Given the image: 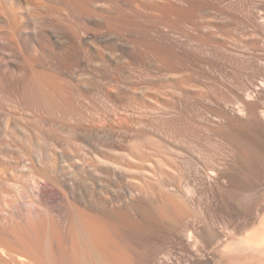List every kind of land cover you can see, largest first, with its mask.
Instances as JSON below:
<instances>
[{
  "label": "rangeland",
  "instance_id": "obj_1",
  "mask_svg": "<svg viewBox=\"0 0 264 264\" xmlns=\"http://www.w3.org/2000/svg\"><path fill=\"white\" fill-rule=\"evenodd\" d=\"M135 1L134 3H137L134 4L136 12L134 11V17L132 16L134 23L132 25V29L134 28L132 32L133 54L129 61H126L122 54H118V60L115 62L116 70H118V81L114 90L117 89L118 93L112 91L111 98L114 102L116 100L115 107L118 108L110 109L103 102L105 98L101 95L87 94L82 97L68 95V106H71L68 107L69 118L75 120L77 116L75 113H81V111L86 124H89L92 117L102 119L105 117L98 124L100 130L98 129L97 133L101 137L98 134L96 137L101 148H104L100 151L103 160L101 180L104 184L102 183L101 191H103L99 208L102 209V216L105 220L111 221L113 216L111 223L115 222L113 224L115 231L112 229L108 231L110 234L112 233L113 240H116V243L113 242V246L120 251L127 249L125 251L129 252L133 259L128 257L129 253L124 252V250L121 251L127 259L124 264H209L211 256H213L211 255L213 249L216 248H214L216 240L219 238L222 240L224 236L241 234L252 219L250 208L255 210L264 205V128L256 124V119L249 112L240 110L243 108L240 97L243 96L246 89L251 93L249 102L264 108V0H207L208 2L205 0V3L199 0L202 5L197 4L198 6H196L194 4L195 6L192 7L199 10L198 12L196 9L195 13L190 7L193 3H200L196 0H191L192 3L190 0H158V2H156L157 0H140L141 3L143 1L142 7L138 4L140 3L138 0ZM169 6L176 7L178 10L181 6L183 10L179 11H183L182 14L174 9L177 11L175 12ZM188 10L190 15L186 13ZM171 11L173 14L170 13ZM191 15H195V18ZM195 19L196 23L193 24ZM207 22L208 24L213 22L214 28L211 27L214 25L213 23L209 27ZM2 51L10 55L19 54V56L22 53L19 62L22 59L23 64H26L25 58L27 56L26 59L31 60L27 50L23 47L5 48ZM30 60L28 61L30 62ZM125 66H128L129 71L125 70ZM84 71H88V69ZM84 71L78 70V73L81 74ZM126 82L132 85L130 84V86ZM68 87L72 88L69 83ZM89 98L93 100H89ZM7 99L0 102L1 112H4L3 110L13 112V106L18 109L20 105L22 106V109L19 108L20 110L32 111L33 109L31 102L20 103L14 97V93ZM120 100H124L123 103ZM94 101L100 106L94 104ZM15 103L16 105H13ZM108 117H110L111 122L107 121ZM29 118L32 121L33 117ZM73 119L69 121L70 124H73ZM78 144L82 150L89 152L90 141L86 142L85 140ZM167 160L168 165H166ZM168 167H171V171ZM109 171L114 174L108 175ZM215 171L225 172L224 176L218 180ZM149 172L151 173L150 176H148ZM17 173L14 175L9 172V175H5L10 178V181L12 179L17 183L15 186L0 182V191H2L0 192L2 194V197L0 196V219L4 216V219L0 221V243L5 240V243L10 242L12 245L16 242L15 236L13 238L12 234L19 236L24 233V237L30 238L32 236L30 239L34 241L35 238V243L38 244L39 240L37 239L41 234L38 230L39 227L43 228L41 230L46 228L49 233L46 230L45 232L48 235L51 233L50 227L56 221L64 231L66 223L72 220V215L76 212H72L75 207L73 206L74 203H71L70 193L66 192L65 195L63 191H58V189L50 186L51 189L48 188L50 190L36 191L39 194L38 200L41 202L28 205L24 202L29 198L23 195L28 192L24 189L23 175H17ZM182 174L187 176L188 183L194 189L193 197L188 198L180 190H176L177 192L173 191L175 193L168 192V199L166 194L163 195L167 199L164 201V197L161 196L163 185H176L178 183L177 178ZM13 175L15 178L12 177ZM151 175L155 179L151 178ZM155 175H158L156 176L159 177L158 180L163 182L154 181L156 180ZM85 182H88V189L86 188L88 197L83 196L86 198L83 199L81 208L87 211L92 197L89 196L91 193L89 180ZM220 183L223 187L220 186ZM160 184L163 185L160 187ZM156 192H160V195ZM3 193L6 195L4 196ZM103 193L109 201L105 197L103 198ZM14 194L17 196L14 197ZM3 196L5 199L7 198L5 201ZM18 196L19 198H17ZM66 196H69V201ZM252 198L256 200L258 205L251 200ZM169 199H171L170 202L172 201L170 203L173 205L172 207L167 205ZM23 202L26 203V207L22 206L24 205ZM132 202L138 203L137 207L139 204V207L150 205L151 210H154V215L156 214L155 211H159L158 213L162 216L164 215L163 219H161L160 214L155 215L161 217L158 218L160 226L156 222V217L155 220L151 219L148 222ZM250 202L251 205L249 206ZM183 205V210L182 208L181 210L183 213H189L188 216H185L186 213L183 214L179 208ZM167 206L172 209L167 211ZM173 207L175 212L178 211L177 209L181 212L177 222ZM27 208L30 209L27 211ZM164 208L165 211H163ZM110 209H116L118 213L111 215L113 212H111L112 210L109 211ZM168 212L170 213L167 214ZM28 215L31 217L29 218ZM116 215L119 217H117L118 219L115 218ZM127 215L134 222L136 221L135 227H132V221L126 220ZM182 216L184 217L182 218ZM180 217L183 220L187 217V219L185 218L186 222L180 220ZM114 219L118 221H114ZM27 222L32 225L34 223L37 225L36 228L38 225L39 227L35 229V225L31 226ZM165 223L166 225H164ZM184 223L186 224L183 225ZM206 225L207 228H205ZM19 226L25 228L24 231ZM233 226L236 228L234 229ZM238 226L240 229L237 230ZM12 228L13 231H11ZM66 231L65 229V241L71 245V237L74 236V231ZM208 231L213 233L210 234ZM9 232L13 233L10 234ZM113 234L116 236L115 238ZM204 234L207 236L205 235V237ZM208 236L210 237L207 238ZM9 237L12 238V242L9 241ZM66 238L68 239L66 240ZM118 242H120L119 245ZM208 242L209 246H207ZM14 245L20 246L18 242ZM47 246L45 242L41 245L45 250L48 248ZM119 246L121 248H118ZM205 246L208 249H205ZM209 247L211 248L209 249ZM2 262L0 264H6V262Z\"/></svg>",
  "mask_w": 264,
  "mask_h": 264
},
{
  "label": "bare ground",
  "instance_id": "obj_2",
  "mask_svg": "<svg viewBox=\"0 0 264 264\" xmlns=\"http://www.w3.org/2000/svg\"><path fill=\"white\" fill-rule=\"evenodd\" d=\"M134 1L135 0H0V102L5 101L7 98H9V96H13L14 93V97H16V100H18L20 103L29 101L28 103L31 102L33 106L32 111L30 110L28 111V109L20 110L22 109L21 105L19 107L20 109L18 108L19 109L18 110L15 109V107L13 106L16 105L15 103L12 105L14 109L13 112L11 110L10 112L9 111L5 112V110H3L4 112L0 111V182H2L3 184L15 186L17 183L12 181V179L10 181L9 180L10 178H7L5 175L8 174L9 172H12L15 175L18 172L19 174L17 173V175H23L24 189L28 191L27 194L26 192L25 194H23L25 195V197L29 198L28 200H24V202H26L28 205L37 203L39 201L38 200L39 194H37L36 191H40V190L42 191L43 189H48V188L51 189V187H53L58 189V191L59 190L63 191L65 195L66 192H69L72 197L71 203L72 204L74 203L73 206L75 207L73 208L72 206V208L76 209L73 210L71 208L73 213L75 211L76 212L74 214L72 213L73 218L70 217L72 220L71 221L69 220L70 222L66 223L67 225H65L64 223L66 220L65 218H63L65 219L64 222L62 221L66 227L65 228L67 230L66 232L68 231L71 232L72 230L74 231V236H72L73 238L71 237L72 242L70 241L72 243L71 245L67 244V242L65 241V237H64L65 229L63 231L61 229V225H59L57 221L56 223H53L52 226L50 227L51 233L48 235H46L47 234L46 232H48L47 229L45 228L46 230L45 232V230H41L43 228H40L38 225L39 227L38 230L39 232H41V234H39V239L36 238L37 240H39L38 244L35 243L34 237H33L34 241L30 239L32 236L30 238L29 237L26 238L24 237V233H22L23 235L21 234L22 236L21 235L18 236L17 234L16 236L13 235L14 234L13 232H9L10 234L13 233L12 237L14 238L15 236L14 239L16 240V242L19 243L20 246L16 247V245H14L16 244V242L14 244L12 243V245H10L11 244L10 242H7L8 243L7 244L5 243V240H3L4 242L0 243V259L6 262V264L7 263L8 264L9 263L11 264H124L127 262V259L125 258V256H123L124 253H122L123 250L124 252H127L125 251L127 249H122L121 252L116 247H114L113 242H115L116 240L115 239L113 240L112 238L113 236L111 235L112 233L110 234L108 232L111 229L112 231H115L113 230L115 229V227L113 228L114 226L113 224L115 223L114 221L116 219H114L113 221L114 223H111L113 220V216L111 221L105 220L102 216L103 215L102 209L99 208L100 206L99 202L102 198V191H103V190L101 191L102 183H103L101 180V176L103 172L101 170V164L103 160L100 155V151L103 150L104 148L103 149L101 148L100 143L97 141L96 137L100 136L97 133L100 130L99 129L100 127L98 128V126L100 125L98 124L100 121L104 120L105 117L104 119L99 117H92L89 124H86L84 123L85 118L82 117L83 114L82 111H81L82 114L74 112L77 116L75 120L72 118L74 122L73 124H70L71 122L69 121L72 119L69 118V114H68L69 113L68 107L70 106V105L68 106V99H69L68 95L81 96V97L87 94L93 96L101 95L105 98L103 99V102L107 104L110 107V109L118 108L115 107L116 100L114 102V100L111 98L112 96L111 92L117 90V89L114 90L116 87V83L118 81V76H117L118 70H116L117 67H115V62L118 60V54H122V57H124L126 61L127 60L129 61L130 60L129 58L132 57L133 54L134 46L132 45L133 43L132 32L134 31L133 30L134 28L132 29L133 27L132 25L134 23L132 16H133V12L134 11L136 12L135 9L136 7L134 6V4H137L134 3ZM138 1L140 2L138 4L141 5L143 4L144 0L142 1V3L140 0ZM202 1L203 3H205V0ZM156 2H158V0ZM190 3H192L191 0ZM201 3L202 2L192 4L190 8L193 10V13H195L194 11L197 9L195 7H194L195 9L192 8L193 5L194 4L196 6H198L199 4L202 5ZM156 5L155 7H157ZM169 7H171V9L173 10L176 9V7L175 8L174 7L172 8V6ZM169 7L168 9H170ZM162 8L160 9L163 10ZM184 9L185 11L187 10L186 6ZM191 9H189L190 12H192ZM199 9L201 8L199 7ZM260 9L263 10L262 8ZM176 10L180 12L179 10H183V9H181L180 6L179 10L178 9ZM176 10L174 11L177 12ZM189 10L188 12H186L188 15H190ZM185 11H184V18L186 16ZM196 11L199 12L198 9ZM182 12L183 11H181L180 13L182 14ZM170 13H172V11ZM194 16L191 15V17L195 18ZM261 19H262V15H261ZM208 20H210L209 17ZM219 22H221L220 19ZM258 22H259V18H258ZM194 23H196V19L195 22L193 21V24ZM211 23L213 22H210L209 24L207 22V25L210 27ZM119 25H121L120 29H122V31H120ZM214 26L215 24L212 25L211 27L214 28ZM218 36H220V34ZM11 47L12 48L23 47L24 49H26L27 50L26 52L30 55L31 60L26 59L28 57L27 55H26L27 57L24 58L27 61L30 60V62L28 61L29 62L28 63L26 61V64H23L21 62L22 59H20L21 63L19 62V58H21L20 56L22 55V53L19 56V54L10 55L9 53L2 51V49L11 48ZM85 69H88V71H84ZM78 70H82L84 72L79 74ZM125 70L129 71L128 66H125ZM68 83L72 88L68 87ZM128 84L130 85L131 83ZM116 93L118 92L116 91ZM88 97L90 96L88 95ZM249 97H251V93L248 91V89H246L243 96L240 97V100L243 103V108H240V110H246L247 112H249L251 116H253L256 119V124L264 128V108L262 106L251 104L249 102ZM91 98H89V100ZM120 101L123 103L124 100L123 101L120 100ZM95 103L96 102L94 101V104ZM96 105H99V103L98 104L96 103ZM38 110H40L41 112H39ZM29 117H33L32 121L31 118ZM109 118L110 117L107 118L108 119L107 121H110ZM101 123L104 124L103 122ZM85 140L86 142L90 141L89 152H85L78 146L79 142L82 143ZM82 146L84 147V145ZM166 162H167L166 165H168V160ZM163 164L165 165V163ZM168 169L171 171V167L170 168L168 167ZM215 172H216V178L218 180L221 179L225 173L221 171H215ZM107 174L113 175L114 173L109 171V173ZM150 174L151 173L149 172L148 176H150ZM14 175L12 177H14ZM151 176H152L151 178H153V175ZM156 176L158 175H155L154 177ZM186 177L187 176H185L184 174L180 175V177L177 178L178 183L176 185L162 184L163 185L162 191L160 190L162 194L161 196L166 194L165 196L167 198V196L169 195L168 192L170 193L176 190H180V192H182L186 197L188 198L193 197L194 189L188 183L187 181L188 179ZM158 178L156 177V180L154 181L157 182ZM87 180H89V184L91 185V189H90L91 193L89 196L92 197L91 203L89 205L87 204L89 209V211L87 209L88 212L85 211L86 209L81 208L83 199L88 197L87 196L88 192L86 190L88 182H85ZM158 182L162 183L163 181L161 182V180L160 181L158 180ZM162 185L160 184V187ZM221 185L222 184L220 183V186ZM20 191L22 192V190ZM156 193L159 194L160 192H156ZM16 194H14V197L17 196ZM103 194H104L103 195L104 198L106 195L105 193ZM1 195L2 194L0 193V196ZM85 195L86 197L83 198V196ZM161 196H159V198H162ZM165 196H163L164 199L162 198L164 201L168 199V198L165 199ZM227 196L228 195L226 194V197ZM68 197L67 199L69 201ZM17 198H19V196ZM3 199L5 201L7 198L5 199L4 197ZM12 199L14 200V198ZM105 199L107 198L105 197ZM171 199H169V202L167 201L169 204L166 202L168 206L171 205L170 203H172V201L170 202ZM251 200H253V202H256V200L253 198ZM132 203L135 206V208L138 209L141 212V214H143V217L147 219L148 222L149 220L154 219L156 217L155 215L160 214L158 213L159 211L157 212L155 211L156 214L154 215V210H151L150 205H148L149 207L147 205H141V207H139L140 206L139 204V206L137 207L138 203L136 202H132ZM25 204L22 206L26 207ZM184 205L179 206L180 210L182 207H184ZM250 205L251 202L249 206ZM168 206L166 208L167 211L168 209H172V208H168ZM172 206L173 205H171V207ZM29 209L27 208L26 210L28 211ZM166 209L164 208L163 211H165ZM111 210L112 209H110L109 211ZM113 210L111 211L113 212L111 213V215L112 214L114 215V213H118L116 209L114 210L116 212H114ZM177 210L178 211L175 212L173 207V211L175 212V216L174 215L173 216L175 217L176 222L179 219L178 217L181 216L180 213L181 212L183 213L182 211L183 208L181 212H179V209ZM250 211L252 212L251 215L252 219L248 224V226H246L245 230L244 229H243L244 231L242 230L243 232H241V234L231 235L229 237L228 236L225 237L223 235L224 238L221 237L222 240H220V238L218 240L214 238L216 240L215 242L216 246H214V248L215 247L216 248L215 249L212 248L214 250L212 252L213 254L209 252L211 255H213L211 256L212 258L209 264H264V205H262L261 208L258 209L256 208L255 210L250 208ZM170 212H168L167 214H169ZM185 213L186 212H184L183 214ZM188 214L186 213L185 216H188ZM106 215H108V213H106ZM163 216L161 215L162 218L158 216L155 218L157 219L156 221L157 224H159L158 218L163 219L164 218ZM117 217L118 216L116 215L115 218ZM183 217L184 216H182V218ZM185 218L187 219V217ZM185 218L183 220L180 217V220L185 221L186 220ZM1 219L3 220L4 216ZM126 220L128 222L132 221L131 222V224L133 225L132 227H135L134 225H137L136 221L134 222V220L129 215H127ZM10 222L12 221L10 220ZM34 223L33 225H35ZM27 224L30 223L27 222ZM175 224L174 226L177 227ZM185 224L186 223H184L183 225ZM30 225L33 226L32 224ZM164 225H166V223ZM237 225L235 226L237 227ZM36 226L37 225H35V229L38 228V227L36 228ZM235 226H233L234 229L236 228ZM218 227L220 228V226ZM240 227L237 228V230L240 229ZM205 228H207V225ZM21 229H23V227ZM13 230L14 229L12 228L11 231ZM227 230L231 231L229 229ZM208 232L210 233V231ZM211 233L213 232L211 231ZM71 235H73V233H71ZM205 235L207 236V234H204V236ZM115 237L116 236L114 235V238ZM209 237L210 236H208L207 238ZM10 238L11 237H9V241L11 240L12 242V238L11 239ZM67 239L68 238H66V240ZM210 241H212L211 238ZM43 242H45V244L48 245L47 246L48 248L46 250L41 247ZM119 243L120 242H118L117 244L119 245ZM207 244H208L207 246H209V242ZM120 246L118 248H121ZM122 246L124 247V245ZM211 247H209V249ZM206 248L207 247L205 246V249ZM205 251L207 252V250ZM128 257L129 258L131 257L130 253ZM1 260L0 262H2Z\"/></svg>",
  "mask_w": 264,
  "mask_h": 264
}]
</instances>
